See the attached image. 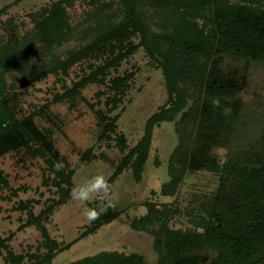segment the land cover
<instances>
[{"label":"trees","instance_id":"trees-1","mask_svg":"<svg viewBox=\"0 0 264 264\" xmlns=\"http://www.w3.org/2000/svg\"><path fill=\"white\" fill-rule=\"evenodd\" d=\"M76 1L55 0L31 13L34 25L25 34L13 27L12 33L6 30L0 35V158L26 148L27 155L44 161L42 183L58 195L48 198L38 214L34 207L40 199L17 202L13 209L27 212L20 229L36 226L43 240L37 252L15 254L9 244L12 236L0 235V256L6 251L7 264H22L26 257L30 264H50L58 253L121 216L123 210L111 205L72 243L62 246L51 237L45 223L69 200L76 168L70 167L68 157L56 146L52 131L36 122L49 104H33V110L24 114L19 100L47 76L63 81L75 65L90 61L89 72L65 85L54 101H75L86 86L99 84L108 89L98 94L107 95L105 105L111 112L122 103L135 75L110 77L111 71L143 49L150 67L163 72L168 98L149 118L144 136L122 157L111 179L130 167L140 181L154 127L175 122L179 142L171 153L170 180L163 183L161 194L176 196L188 171L217 174L219 184L202 199L196 195L194 204L184 211L175 203L159 206L147 201L146 214L132 219L134 230L153 236L156 262L137 252L113 250L69 264H264V134L230 153L225 162L214 153L233 142L244 108L240 95L249 86L248 74L228 59L264 62V0H84L82 20L74 23L69 9ZM212 97L231 107V116L226 118L214 109ZM95 112L101 126L98 139L115 138L124 152L126 136L113 135L117 116H109L104 109ZM92 156L90 148L76 167ZM60 159L65 167L57 172L54 165ZM2 188L18 194L0 168ZM92 207H97L96 201ZM178 215L187 218L188 226L172 225Z\"/></svg>","mask_w":264,"mask_h":264},{"label":"rangeland","instance_id":"rangeland-1","mask_svg":"<svg viewBox=\"0 0 264 264\" xmlns=\"http://www.w3.org/2000/svg\"><path fill=\"white\" fill-rule=\"evenodd\" d=\"M53 1L55 0H0V10L5 8L0 13V35H4L6 30L12 33L11 30L14 29L25 34L34 25L31 13ZM83 1L77 0L69 9L74 23L82 20L87 7ZM70 45L72 44L62 46L60 50L63 51ZM149 61L146 52L139 49L111 71L110 77L128 72L135 74L129 82L130 87L122 103L111 112L105 105L107 95L98 94L99 91L107 92L108 89L99 84L86 86L75 101H54L56 93L63 92L65 85L71 86L84 73L89 72L90 61L75 65L63 81L56 75L47 76L31 87L29 93L20 97L19 105L24 114L33 110V104H49L42 115L36 118V122L40 128L52 131L56 146L68 157L70 167L76 168L73 186L94 174L103 173L111 186V205L123 210L120 217L104 225L95 234L76 241L70 248L58 253L50 264H69L100 251L113 250L126 254L137 252L143 254L148 261L156 262L158 256L154 252L153 236L148 232L134 230L130 224L132 219L146 214L147 201H153L159 206L175 203L184 211L186 207L194 204L196 195L202 199V196L212 194L219 184L217 174L204 170L188 171L176 196L161 194L163 183L170 180L168 169L171 153L179 142L175 122H162L154 127L151 149L140 181L135 179L130 167L111 179L122 157L144 136L149 118L159 111L168 98L163 72L150 67ZM228 63L233 66L237 64L248 74L249 86L240 95L244 108L233 142L227 147L217 148L214 152L221 162H225L233 151L245 148L249 142L264 134V62H248L243 59L236 63L228 59ZM7 79L11 81V76L8 75ZM91 104H94L95 110L104 109L109 116H117L118 127L113 135L123 133L126 136L128 148L124 152L116 144L115 138L112 141L98 139L101 126ZM90 148L93 154L91 159L76 167L82 155ZM26 150L21 148L0 158V168L8 175L10 187L18 190L16 196L10 194L9 188L0 190V235L5 238L12 236L9 240L11 249L15 254L24 255L37 252L43 236L36 226L20 229L26 221L27 212L14 210L13 207L21 199H40L41 203L34 207L38 214L45 207L44 203L48 198H58L57 194L42 183L46 169L44 161L27 155ZM9 196L12 198H3ZM94 202L88 203L87 207H92ZM83 207L81 203L69 198L46 221L51 237L62 246L79 238L90 225L82 215ZM172 225L186 227L187 218L183 215L175 216ZM41 252H46V248H42ZM4 255L0 256V264H7ZM30 263L26 257L22 264Z\"/></svg>","mask_w":264,"mask_h":264},{"label":"clouds","instance_id":"clouds-1","mask_svg":"<svg viewBox=\"0 0 264 264\" xmlns=\"http://www.w3.org/2000/svg\"><path fill=\"white\" fill-rule=\"evenodd\" d=\"M210 103L214 109H219L221 115L224 117L231 116V107L228 105L222 106L220 98L212 97ZM64 167L65 164L62 159L57 160L54 165L57 172L61 171ZM110 195L111 186L103 173L94 174L84 182L74 184L70 192V198L73 201L84 205L82 215L89 223L99 219L100 215L107 210V207L111 206ZM92 201L97 202V207H87V204Z\"/></svg>","mask_w":264,"mask_h":264}]
</instances>
